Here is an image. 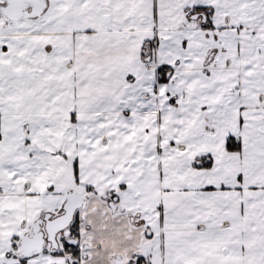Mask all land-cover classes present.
Returning a JSON list of instances; mask_svg holds the SVG:
<instances>
[{
	"label": "snow or ice",
	"instance_id": "snow-or-ice-1",
	"mask_svg": "<svg viewBox=\"0 0 264 264\" xmlns=\"http://www.w3.org/2000/svg\"><path fill=\"white\" fill-rule=\"evenodd\" d=\"M0 264H264V0H0Z\"/></svg>",
	"mask_w": 264,
	"mask_h": 264
}]
</instances>
